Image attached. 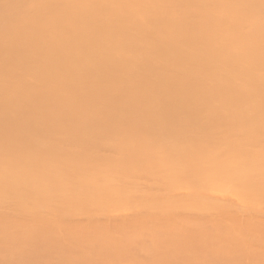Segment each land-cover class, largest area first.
<instances>
[{"label":"bare ground","instance_id":"1","mask_svg":"<svg viewBox=\"0 0 264 264\" xmlns=\"http://www.w3.org/2000/svg\"><path fill=\"white\" fill-rule=\"evenodd\" d=\"M0 264H264V0H0Z\"/></svg>","mask_w":264,"mask_h":264}]
</instances>
